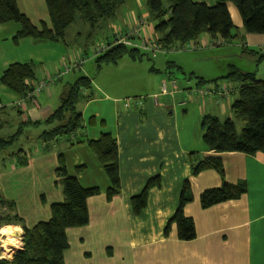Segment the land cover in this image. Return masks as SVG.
I'll list each match as a JSON object with an SVG mask.
<instances>
[{"label":"crops","instance_id":"1","mask_svg":"<svg viewBox=\"0 0 264 264\" xmlns=\"http://www.w3.org/2000/svg\"><path fill=\"white\" fill-rule=\"evenodd\" d=\"M194 1L215 4V0ZM137 4L139 8L128 10L126 18L116 14L107 19L110 28L120 23L124 27L106 42L90 46L91 53L85 52L86 56L77 57L74 50L67 53L64 47L68 45L66 36L72 25L60 41L28 37L15 42L13 36L19 24H0V76L10 63L21 61L34 65L36 77L29 82L31 85L54 78L37 97L21 103L24 93L6 90L7 100L3 101L1 95L0 127L23 125L19 138L26 127L43 125L25 126V122L45 120L58 108L63 99L61 94L67 92L64 85L58 86L62 77L76 82L81 76H87L91 85L81 90L88 98L80 99L76 105L82 115L81 127L47 143L42 140V146L30 154L21 149L22 154L9 162L10 167L0 168V195L14 204L26 225L50 219L51 205L65 200L56 172L59 157L64 154L70 175L76 176L85 187L100 189L99 194L87 200L89 224L67 229L69 248L64 264H264V153H217L204 141L202 127L206 114L221 120L234 117L232 105L238 96V84L221 79L230 65L255 71L264 80V57L259 61V56L264 54V33L247 32L238 7L228 2L235 26L234 38L215 46L213 37L203 33L186 42L187 50H178L179 53L168 57L167 67L175 66L185 79L155 66L167 58L160 56L159 51L142 49L141 57L126 54L116 63L99 66L93 47L111 42L117 33L129 31L139 18L144 17L146 23L133 42L151 40L159 44L155 26L148 30L147 22L151 18L148 6H143L140 0ZM18 6L36 26L42 22L52 26L45 0H18ZM218 46L227 47L223 49L220 70L213 71L203 60L207 50ZM150 53L156 61L147 69L149 65L143 58L150 57ZM82 57L84 62L73 67ZM235 58L244 59L246 64ZM90 60H94V65L86 67ZM66 66L72 68L67 71ZM74 71L82 74L76 78ZM202 79L211 82L200 83ZM163 83L167 92L162 91ZM197 86H206L210 91L201 94L195 91ZM219 87L235 91L218 98ZM5 88L0 83V94ZM60 92L61 98H58ZM127 99H131L128 108ZM45 125L43 131L51 129L54 123ZM104 133L116 139L119 153L121 191L112 198L107 196L112 181L90 142L100 140ZM209 155H219L225 169L224 179L244 183L246 191L238 198L203 207L201 194L223 184V177L213 168L197 174L192 172V162ZM24 160L26 163L21 165ZM157 175L160 186L150 188L147 206L136 215L131 198ZM186 180L193 193V200L184 208L185 215L195 222L196 237L192 240H181L175 223L165 233L169 219L179 206Z\"/></svg>","mask_w":264,"mask_h":264},{"label":"trees","instance_id":"2","mask_svg":"<svg viewBox=\"0 0 264 264\" xmlns=\"http://www.w3.org/2000/svg\"><path fill=\"white\" fill-rule=\"evenodd\" d=\"M45 1L50 14L51 27L45 22H42L41 26L33 24L19 8L18 0H0V24L16 22L20 26L13 36L15 42L28 37L51 41L63 40L68 27L76 21L79 13L94 28L102 21L113 18L125 2V0ZM228 2H233L238 7L247 32L264 33V0H215L214 5L194 0H147L151 18L156 20L158 43L163 46L183 44L197 39L203 33H209L213 40L221 38L229 42L234 38L235 26L228 9ZM126 54L141 57L143 53L140 48L119 44L98 55L96 61L99 66L104 63H116ZM263 57L264 54H261L259 61ZM35 77L33 64L16 61L10 63L2 72L0 83L17 94H26L33 89V85L29 82ZM222 78L238 84V96L232 105L234 117L221 120L217 116L204 115L202 119L204 141L217 153L226 151H240L247 154L259 151L264 153V80L259 79L255 71H243L235 65H230L228 73ZM202 80L200 83L211 82ZM90 86L89 77L81 76L69 86L61 104L50 117L45 120L26 121L25 126L54 123L51 129L44 130L40 135L45 143L81 127L82 115L76 109V105L80 99L88 98L82 94L81 90ZM236 119L244 122L241 131L237 128ZM18 128L13 135L0 137L1 149L16 142L23 125ZM90 142L112 181V185L107 190V196L112 198L121 191L117 141L111 134L104 133L100 140ZM25 163L26 160L20 164ZM207 168L217 170L223 177V184L217 188L207 189L201 194L203 207L238 198L246 191L244 183H230L224 179L225 169L219 155L203 156L192 162L193 174ZM56 172L63 187L65 200L51 205L52 215L48 220L28 226L14 211V204L0 196V205L6 204V207L12 210L5 217V214L0 213V225L7 223L3 222L5 220H14L21 223L24 230L23 248L16 251L12 258L0 257V264H64L65 252L69 248L67 229L89 224L87 200L99 194L100 189L85 187L76 176L70 175L64 154L59 157V167ZM160 184V176L157 175L148 181L139 194L131 198L136 215H140L147 206L150 188ZM191 200H193L191 184L189 180H186L179 206L166 225V234L175 223L181 240H192L196 237L195 222L193 218L186 216L184 211L185 205Z\"/></svg>","mask_w":264,"mask_h":264},{"label":"rangeland","instance_id":"3","mask_svg":"<svg viewBox=\"0 0 264 264\" xmlns=\"http://www.w3.org/2000/svg\"><path fill=\"white\" fill-rule=\"evenodd\" d=\"M143 4V6L147 7L146 4V0H140ZM139 8L138 4H137V0H130L127 3L123 4L118 10H117V14L119 16H124V18H126V13L128 10L130 9H136ZM109 21L104 20L102 21L99 25H97L96 27L92 28L90 26V24L85 20L84 16L79 13L77 15V19L74 22V24H71L72 28L70 30H68V34L66 36L67 39V44L65 45V49L68 53V51H75L76 52V56H86L87 53H91L90 50V46H92L93 44H97L98 42H106L107 40L111 39L112 34L116 31V30H120L122 29V27H124L121 23L115 28H110V24L108 23ZM148 25V30H152V27L155 26L156 24V20L150 18L149 21L147 22ZM127 25V24H126ZM77 32H80L81 34L79 36H77ZM154 37L152 36V39ZM69 46V47H67ZM225 47L227 46H218V47H213L212 50H207L206 52V58L203 60V64H205V66H207L208 68L212 69L213 71H219L223 62V54L225 52V50H223ZM185 51V50H182ZM87 52V53H85ZM73 53V52H72ZM174 53H179L178 51L175 52H169V53H159L160 56H163L165 58L164 62L161 63L159 65H155L154 61L155 58L154 56H152L153 53H150V57L148 56H144V61L145 63H148V67L147 69H149L152 65H155L158 68H163L161 69L163 72L165 71V69L167 71H172L174 72L178 77L184 78V74L179 71L175 66H168V61H170V59L168 57H170L171 55H173ZM189 53V52H188ZM90 57V56H89ZM235 60L239 61V62H243L245 63L244 59H236ZM94 60H90V62H88V64L86 65V67L89 66H93L94 65ZM157 64V63H156ZM241 64V63H239ZM212 71V72H213ZM76 73V78H78L79 73L78 71H74L72 74ZM56 74V73H55ZM62 82H60L58 84V86H63L65 87V92L67 91V87L69 86V84L73 83L75 79L69 80L68 78H61ZM67 83V84H66ZM66 85V86H65ZM10 92L11 90H9L7 87L5 88V92L4 90L1 89V95H2V99L3 101L7 100V97H5V95L7 94V91ZM61 92L58 95V98H61V95L64 97V95L66 93H62ZM244 123L241 120H237V126H238V130L241 131V129L243 128ZM17 125L15 127L10 126H6L4 128L0 127V137H9L10 135H12L16 130H17ZM46 127L45 124L41 125V126H29L25 128L24 133L18 138V140H16V142L12 145L9 146L5 149H1L0 148V168H2L1 166L4 165V167H10L9 166V162L11 160H13L14 158H16V156H19V154H22V151H20L21 149H23L24 151H26V153H31V150H37L42 146V138L40 137L41 133L43 132V129ZM24 155V154H23ZM13 158V159H12ZM1 196V195H0ZM2 197V196H1ZM4 198V197H2ZM6 199V198H4ZM8 200V199H6ZM10 201V200H8ZM15 211V208H13ZM10 210L9 208L6 207L5 205H0V213L5 214L4 217L6 216V214H8ZM18 214V211H15ZM3 222H7V223H2L0 225V257L4 258L3 256H6V248L4 247V240L9 239V234L6 233L4 234L2 231V229L6 228L9 230H18L16 231V236L15 238H18V240H20V238H22V244L19 245V247L14 248L13 252H12V257L14 255V253L20 249L23 248V226L21 223H18L17 221L14 220H5ZM23 222L25 223L24 219ZM29 226V225H28ZM11 257V258H12ZM10 258V257H8Z\"/></svg>","mask_w":264,"mask_h":264},{"label":"built area","instance_id":"4","mask_svg":"<svg viewBox=\"0 0 264 264\" xmlns=\"http://www.w3.org/2000/svg\"><path fill=\"white\" fill-rule=\"evenodd\" d=\"M146 23V19L144 17L139 18L138 21H136L133 26L129 29V31L126 32H120L117 33L114 37V39L109 42V43H100L98 45H96L95 47H93V54L95 56H98L104 52H106L107 50L111 49L112 47H114L115 45H119V44H125L128 45L130 47H135V48H140V49H144V50H149L152 52H162V53H168V52H172V51H182V50H187V46L186 43H179L177 45H173L170 47H165L162 45H159L157 43L152 42L151 40H143L141 41L139 44L134 43L133 39L134 37H136L137 35L141 34V32L143 31V27ZM213 45L217 46V45H222L224 43H227L225 41H223L221 38H217L215 40H213ZM193 48H195V45L192 46ZM85 58L82 57V59L77 60L76 63H74L73 67H78L80 64H82L84 62ZM72 67H67L65 70H70ZM61 74H59L58 76H60ZM54 79V78H53ZM51 78L49 79H44V80H40L38 82L35 83V85L33 86V89L31 91H29L28 93L24 94L21 98V100L19 101V103H21L22 101L26 100V99H34L35 97H37L40 92L44 91L45 89H47V87L49 86V82L51 80H53ZM173 85L175 86L176 83L175 81H173ZM162 91L163 92H167V86L165 83H163L162 85ZM195 91L203 94V93H207L208 91H210L206 86H197V88L195 89ZM235 91L234 88H229V87H219L218 90H216V93L218 94V98L221 97H225V96H229L231 94V92ZM134 101H136L137 103H143V101L141 99H135ZM131 99H127L125 102V106L128 108L131 105ZM20 245L22 244V238H20ZM1 242V240H0ZM19 247V246H18ZM5 258V257H4Z\"/></svg>","mask_w":264,"mask_h":264},{"label":"bare ground","instance_id":"5","mask_svg":"<svg viewBox=\"0 0 264 264\" xmlns=\"http://www.w3.org/2000/svg\"><path fill=\"white\" fill-rule=\"evenodd\" d=\"M2 230H3L2 232L4 234H6V233L9 234V239L4 240V247L6 248L7 251L5 254L6 256H3V257H5V258L10 257L11 258L12 257L11 255H12L14 248H17L21 242L20 240H18V238H15L16 231H18V230L13 231V230H9L6 228H4Z\"/></svg>","mask_w":264,"mask_h":264}]
</instances>
